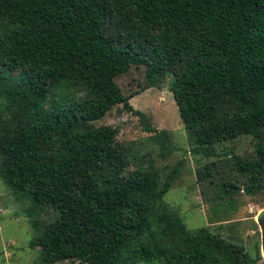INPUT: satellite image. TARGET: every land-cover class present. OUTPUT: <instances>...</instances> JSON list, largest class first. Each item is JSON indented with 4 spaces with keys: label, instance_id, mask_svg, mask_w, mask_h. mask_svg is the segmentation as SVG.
<instances>
[{
    "label": "trees",
    "instance_id": "16d2710c",
    "mask_svg": "<svg viewBox=\"0 0 264 264\" xmlns=\"http://www.w3.org/2000/svg\"><path fill=\"white\" fill-rule=\"evenodd\" d=\"M130 68L172 77L194 150L210 156L217 142L259 141L264 0H0V182L32 209L54 212L27 247L39 264L253 263L243 245L189 230L161 204L174 171L161 181L129 170L116 130L92 125L113 106L131 111L136 93L123 96L115 84ZM230 158L244 191L259 190L264 147L251 161ZM257 226L264 264V211Z\"/></svg>",
    "mask_w": 264,
    "mask_h": 264
},
{
    "label": "rangeland",
    "instance_id": "374dc122",
    "mask_svg": "<svg viewBox=\"0 0 264 264\" xmlns=\"http://www.w3.org/2000/svg\"><path fill=\"white\" fill-rule=\"evenodd\" d=\"M171 80L168 74L161 79H148L144 68L128 69L115 79V84L123 96L136 93L128 100L131 111L113 106L92 125L116 130L115 142L129 159V170L154 171L161 181L174 171L161 204L180 218L187 229L207 227L212 233L243 245L254 259L251 264H261L263 258L255 257L254 246L260 239L257 217L264 211V176L259 180L261 188L247 194L246 176L235 170L230 157L254 160L255 147H264V132L259 141L242 136L217 142L211 147L210 156L194 150L169 92ZM205 168L209 170L207 175ZM198 174L203 175L201 181L197 180ZM229 184L236 189H230ZM66 188L50 192L60 194ZM48 193L37 197L46 199ZM30 209L29 200L17 198L0 182V264H39L37 249H29L27 242L34 237L38 222H51L54 212L47 206L33 207L32 212Z\"/></svg>",
    "mask_w": 264,
    "mask_h": 264
}]
</instances>
